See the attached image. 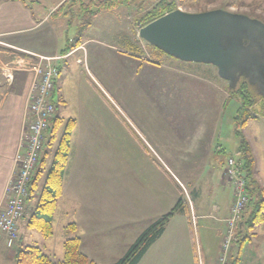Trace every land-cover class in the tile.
I'll return each instance as SVG.
<instances>
[{"label":"rangeland","instance_id":"1","mask_svg":"<svg viewBox=\"0 0 264 264\" xmlns=\"http://www.w3.org/2000/svg\"><path fill=\"white\" fill-rule=\"evenodd\" d=\"M156 1L158 0H124L117 10L102 12L95 21L98 27L94 25L85 31L86 37L103 39L107 45L117 50L110 51L105 46L106 48L98 52L97 59L101 66L93 71V84L89 83L90 88H87V93L84 92L83 98L84 106L90 108V115L79 114L76 104L72 103L66 108L58 104L57 117L60 124L51 133L52 123L47 131L48 138L41 154V157L47 159L45 169L41 170L42 177L38 181L39 191L45 182L67 121L80 119L81 123L87 122L91 135V141L86 144L84 153L82 151L75 153L76 156L79 155L78 162L73 159L76 146L74 139L71 142L68 166L70 169L71 164L75 165L81 176L83 174L81 189L87 191V194L82 199V192L80 189L77 190V180L71 181L68 174L64 181L67 192L62 200L67 206V213L63 218L68 223L78 224L79 229L74 234L69 229L60 231L61 233L55 237L54 244L57 255L62 251L58 239L65 234L81 237L84 244L87 242L85 232L81 229L90 224L89 220L86 223L85 211L81 207L89 204L87 198L92 204H98L99 199L101 208L99 215L104 217L103 222L107 231L113 229L115 219L118 222L119 220L125 222V226H120L122 222H119L116 230L105 234L104 239H100V235L88 239V242L95 244L89 251L96 257V260L89 259L96 264L117 262L132 243L124 239L126 234L127 237H132L140 232L142 221L153 222L162 214L170 212L179 198V191L174 183L177 164L161 162L156 158L157 155H162L160 152L162 145L174 147L182 141L195 139V132L186 131L185 127L198 121L206 122L209 126L210 123L216 122L218 141L225 148L223 157L237 159L239 141L235 133L234 119L240 99L235 93L242 84L246 85L254 104L249 109L252 118L245 127L238 126L237 131L247 138V135L254 134L259 127L255 118H264V98L246 82L241 80L231 91L227 82L217 75L215 67L178 61L139 39L137 21ZM176 4L175 10L185 13L224 10L264 23V0H176ZM134 25L136 28L133 32ZM135 35L137 44L133 47L130 45L133 48L130 50L123 40L126 39L133 44ZM88 50H92L91 45L88 46ZM118 51H126L127 55ZM160 187L168 189L167 197L160 193ZM251 210L252 207L249 205L243 212L241 230H238L237 242L232 243L234 247H230L228 264L237 262L234 255H231V250L233 254L238 252L240 255L237 264H264V260L258 255L255 256L256 244L250 243L255 235V231H250L247 224ZM183 218L185 213L182 206L181 212L176 213L172 219L171 228ZM129 230L132 231L128 232ZM33 232L36 234L31 238L33 242L22 244L37 245L46 249L44 253L48 254V249H52L53 246L50 248V243H43L38 239L40 234ZM191 232L197 255L194 264H200L201 251L199 253L197 238L201 239L202 230L194 222ZM107 238L110 239L108 244L105 241ZM124 246L127 248L121 257L111 254L122 252ZM93 249L96 252L92 251ZM156 255L157 250L150 252L141 264H178L176 259L166 260L163 257L158 259ZM12 256L14 257V252ZM10 264H14V258Z\"/></svg>","mask_w":264,"mask_h":264},{"label":"crops","instance_id":"2","mask_svg":"<svg viewBox=\"0 0 264 264\" xmlns=\"http://www.w3.org/2000/svg\"><path fill=\"white\" fill-rule=\"evenodd\" d=\"M97 1L98 0H0V209L4 205V188L14 169V158L20 151V136L25 125L26 100L33 81V74L28 70L29 64L31 62H36L37 58L41 57L50 59L57 58V60L51 62L55 64L59 70V76L55 81L54 94L52 97V101L56 106L52 123H55L56 126L60 124V120L57 117L58 104L62 105L63 108L70 107L72 103L76 104L79 114L83 113L85 115H90V108L89 106H84L83 98L84 92L87 93L89 83L93 84V71L101 66L97 59L98 52L102 48H106L105 46H107V49L110 51H116L117 49L107 45L103 39L86 37L85 31L88 28L94 27V25L98 27L95 21L102 15V12L108 13L120 7L118 6L117 8L97 13L93 16L90 25L84 29L81 36H78V28L83 16V9L86 8L88 3L97 4ZM135 28L134 25L133 32ZM123 42L131 50V48L137 44V36L135 35L133 44L128 40L126 41V39L123 40ZM89 45H91V51L88 50ZM66 48L69 49L66 50ZM90 52H92V56H90ZM118 52L127 55L126 51ZM133 58H135V56ZM255 119L258 121L259 127L254 134L247 135L245 140L254 158V181L264 193V118L257 117ZM69 120L74 121V128L70 139V149L63 179L62 192L56 202L53 214L52 235L49 238H44L39 233L40 236H38L40 237L38 238L40 241H43V243H50V248L52 246L53 248L48 249L49 253L45 254L44 250L46 249L35 245L45 255L56 261L62 259L63 242L67 238L72 237V235L67 234L66 236L65 234L58 239V244H60L62 248V251L58 255L55 254V237L61 233V230H66L67 226L70 224H75L76 229L74 233H77L79 229L78 224L68 223V221L63 218V215L67 213V206L62 200L67 192L64 181L68 174L70 175L71 181L73 179L78 181H76L77 190L80 189L82 192V199H84L85 194H87V191L81 189L83 174L81 176L80 171L76 170L77 167L75 165L73 166L71 164L72 167L69 169L70 166H68V162L70 163L72 140L74 139V145H76L73 152V159L78 162L79 155L76 156L75 153L78 151L84 153L86 144H89L91 141V135L88 132L89 128L87 122L81 123L80 119ZM185 130L195 132V139L182 141L174 147L162 145L160 148L162 155H157L156 158L158 160L160 159L161 162H172L177 164L176 176L174 175L176 182L174 183L179 191L178 199L182 201L185 218L180 220L175 227L171 228L170 223L174 215L166 225L163 234L147 250L138 264H141L143 259L147 258L149 253L154 250H157L156 257L158 259L163 257L166 260L176 259L178 264H194L197 259L196 245L191 238L192 224H194V222L202 230L201 239L197 238L199 253L201 251L200 264H214L218 255L220 243L225 232L224 220L228 215L232 202L231 189L223 179L225 161L228 157H223L225 156V148L224 145L218 141L219 133L216 122L210 123L209 126L206 122L199 123L198 121V123H194V125L185 127ZM47 138L48 135L46 139ZM46 159L47 157H40V162L33 175V181L35 179L36 184L32 186V192H29L25 204V213L18 224V240L12 250L6 248L4 238L0 234V264H10L15 249L31 246L28 244L24 246L22 244L23 242H33L31 238H33V235H36L33 232L35 230L30 229L27 224L29 216L38 201L40 192L38 190V181L42 177L41 170L45 169ZM75 174L77 175L75 176ZM168 192L167 188L164 190L163 187H160L161 194L167 197ZM74 194L77 197V194ZM87 202L89 203L88 205L81 207L85 211L84 218L86 219V223L89 220L90 224L81 227L83 232H85L87 242L85 244L82 243V239L79 237L81 241L80 245L82 244L80 250L88 258L96 260L94 253L92 252L91 255L89 251L95 244L88 242V239H90V237H98L99 235L100 239H104L106 238L105 234L116 230L119 222H122L120 226H125V222L121 220L118 222L117 219L114 218L113 229L107 231L105 222H103L104 217L99 215L101 211L99 199L98 204L90 203L89 198H87ZM142 222L143 226L140 232L152 223V221ZM241 225L242 222L240 220L238 226L240 230ZM125 231L126 230H124V232ZM130 231L132 230L128 232ZM254 231V240H251L250 243H254L257 246L255 256L258 255L261 260H264V223L257 226ZM240 232L242 233V231ZM139 233H135L132 237H127L126 234L124 239L133 243ZM238 233L237 230L233 243L237 242ZM82 238L84 240V237ZM120 238H122V236ZM105 241H107L108 244L110 239L107 238ZM244 243L242 245L243 248L246 244ZM232 247H234V245ZM126 248L127 246H124L122 252H114L111 254H116L119 258ZM84 249H86V251H84ZM92 251L96 252L94 249ZM231 253L230 254L232 256L234 255L237 262H239V253L236 252L233 254L232 250Z\"/></svg>","mask_w":264,"mask_h":264},{"label":"trees","instance_id":"3","mask_svg":"<svg viewBox=\"0 0 264 264\" xmlns=\"http://www.w3.org/2000/svg\"><path fill=\"white\" fill-rule=\"evenodd\" d=\"M123 2L124 0H98L97 4L88 3L86 8L83 9V16L78 28V36H81L84 29L90 25L93 16L101 11L117 8ZM176 5V0L156 1L137 21L138 28L174 11ZM68 49L66 48V50ZM235 94L240 99L239 109L234 119L236 124L235 133L239 141L237 165L241 167L240 169L244 173L249 196L248 206L251 205L252 207L249 219L247 220L248 229L254 231L257 226L264 223V193L256 185L253 178L254 158L250 148L245 138L237 131L238 126L240 128L245 127L248 120L252 118L249 109L253 106L254 100L251 99L252 97L245 84H242ZM53 124L51 133L56 127L55 123ZM73 128L74 121L69 120L54 153L45 182L39 192L37 204L28 219L27 226L40 233L44 238H49L52 235L53 214L56 202L62 192ZM35 184L36 180L34 179L29 187L30 193L33 190L32 186H35ZM182 206V201L178 199L170 212L150 223L128 247L125 254L113 264H138L147 250L163 234L170 219L181 211ZM67 229L74 233L76 229L75 224L68 225ZM13 258L14 264H96L80 251V238L77 236L69 237L63 242V257L59 261L53 260L51 257L45 255L36 246L15 249ZM232 264H237V262H233Z\"/></svg>","mask_w":264,"mask_h":264},{"label":"water","instance_id":"4","mask_svg":"<svg viewBox=\"0 0 264 264\" xmlns=\"http://www.w3.org/2000/svg\"><path fill=\"white\" fill-rule=\"evenodd\" d=\"M138 37L178 61L215 67L230 90L236 88L241 76L249 79L250 86L261 82L264 23L245 15L224 10H174L139 26ZM257 94L264 98V89Z\"/></svg>","mask_w":264,"mask_h":264},{"label":"built area","instance_id":"5","mask_svg":"<svg viewBox=\"0 0 264 264\" xmlns=\"http://www.w3.org/2000/svg\"><path fill=\"white\" fill-rule=\"evenodd\" d=\"M50 58H37L28 70L33 74L26 100L25 125L21 132L19 149L14 158V169L3 192L4 205L0 210V234L6 248L14 247L18 240V224L25 212L29 187L39 164L47 131L53 122L56 106L52 101L58 67ZM233 157L225 161L223 179L231 189L232 202L224 220L225 232L215 264H228L229 250L237 225L248 202L244 173Z\"/></svg>","mask_w":264,"mask_h":264},{"label":"flooded vegetation","instance_id":"6","mask_svg":"<svg viewBox=\"0 0 264 264\" xmlns=\"http://www.w3.org/2000/svg\"><path fill=\"white\" fill-rule=\"evenodd\" d=\"M260 70V69H259ZM262 71H263V73H262ZM262 71L260 70V80H261V82L260 83H255L253 86H250L249 85V83H248V78L247 77H243V76H241V77H239V79H238V82H240L241 80L243 81V82H246L247 83V85L249 86V87H251V88H254V90H255V92L257 93L258 92V90L261 88V89H264V65H263V68H262ZM238 82H237V84H238ZM227 84H228V82H227ZM258 85H260V88H259V86ZM259 88V89H258Z\"/></svg>","mask_w":264,"mask_h":264}]
</instances>
